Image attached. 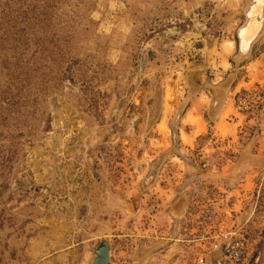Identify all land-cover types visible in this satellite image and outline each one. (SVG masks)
Listing matches in <instances>:
<instances>
[{
    "label": "rangeland",
    "instance_id": "1",
    "mask_svg": "<svg viewBox=\"0 0 264 264\" xmlns=\"http://www.w3.org/2000/svg\"><path fill=\"white\" fill-rule=\"evenodd\" d=\"M252 1L0 0V264H264Z\"/></svg>",
    "mask_w": 264,
    "mask_h": 264
},
{
    "label": "built area",
    "instance_id": "2",
    "mask_svg": "<svg viewBox=\"0 0 264 264\" xmlns=\"http://www.w3.org/2000/svg\"><path fill=\"white\" fill-rule=\"evenodd\" d=\"M218 252L212 264H244L251 252V244L244 234L223 233L213 244Z\"/></svg>",
    "mask_w": 264,
    "mask_h": 264
},
{
    "label": "bare ground",
    "instance_id": "3",
    "mask_svg": "<svg viewBox=\"0 0 264 264\" xmlns=\"http://www.w3.org/2000/svg\"><path fill=\"white\" fill-rule=\"evenodd\" d=\"M249 15H250V22L248 26L246 22V24L239 30L242 53H247L249 51L250 44L252 43V39L256 35L255 32H257L260 26L264 24V0H256L254 5H252V7L250 8ZM249 26L255 28L254 29L248 28Z\"/></svg>",
    "mask_w": 264,
    "mask_h": 264
},
{
    "label": "water",
    "instance_id": "4",
    "mask_svg": "<svg viewBox=\"0 0 264 264\" xmlns=\"http://www.w3.org/2000/svg\"><path fill=\"white\" fill-rule=\"evenodd\" d=\"M255 2H256V0H253L252 1V3H253L252 5H254ZM246 14L249 17V19L247 18V20H246L247 21V26H248V24L250 22V15H249V12H246ZM263 32H264V24H262L260 26V28L258 29V31L255 32L256 35L252 39V43L250 44V48H249V51L247 53H242L241 47H240L241 46V41L239 42L240 43V45H239V48H240L239 59L244 58V57L249 55V53L252 51L254 43L260 38V36L263 34ZM238 36H239V39H240V33L239 32H238ZM148 181H150V180H148ZM95 254H96V257L93 259L91 264H108L109 259H110V248H109L108 243L106 241H102L99 244V246L97 247V249L95 250Z\"/></svg>",
    "mask_w": 264,
    "mask_h": 264
}]
</instances>
